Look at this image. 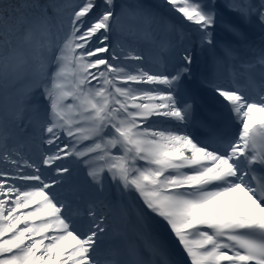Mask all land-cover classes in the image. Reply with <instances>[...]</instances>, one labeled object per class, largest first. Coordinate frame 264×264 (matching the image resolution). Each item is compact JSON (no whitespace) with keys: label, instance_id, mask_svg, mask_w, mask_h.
<instances>
[{"label":"snow or ice","instance_id":"1","mask_svg":"<svg viewBox=\"0 0 264 264\" xmlns=\"http://www.w3.org/2000/svg\"><path fill=\"white\" fill-rule=\"evenodd\" d=\"M185 261L264 264V0H0V264Z\"/></svg>","mask_w":264,"mask_h":264},{"label":"bare ground","instance_id":"2","mask_svg":"<svg viewBox=\"0 0 264 264\" xmlns=\"http://www.w3.org/2000/svg\"><path fill=\"white\" fill-rule=\"evenodd\" d=\"M153 4H160L161 0H152ZM195 41V40H194ZM194 49V55L197 57V60L193 64V71L196 74L197 77L201 75V72L204 68L208 67L210 65L208 59L200 54V50L198 45L194 42V45H192ZM210 69V67H208ZM196 81L192 83L195 85ZM199 104H208L210 100L206 99V96L203 95L201 92H199ZM138 203V201H136ZM153 228L155 231L159 232L164 238L168 241L169 246L174 254H177L182 260H183V253L180 252L178 245L176 244L175 240L172 239L171 235L167 232L166 227L158 220L153 219ZM186 264V261H185Z\"/></svg>","mask_w":264,"mask_h":264}]
</instances>
